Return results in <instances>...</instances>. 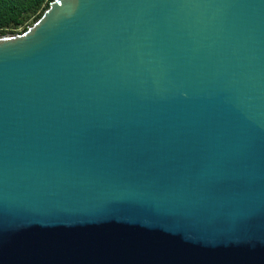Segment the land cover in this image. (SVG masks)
<instances>
[{
    "label": "water",
    "instance_id": "1",
    "mask_svg": "<svg viewBox=\"0 0 264 264\" xmlns=\"http://www.w3.org/2000/svg\"><path fill=\"white\" fill-rule=\"evenodd\" d=\"M0 35V264H264V0H50Z\"/></svg>",
    "mask_w": 264,
    "mask_h": 264
},
{
    "label": "trees",
    "instance_id": "2",
    "mask_svg": "<svg viewBox=\"0 0 264 264\" xmlns=\"http://www.w3.org/2000/svg\"><path fill=\"white\" fill-rule=\"evenodd\" d=\"M50 0H0V35L19 33L43 12Z\"/></svg>",
    "mask_w": 264,
    "mask_h": 264
},
{
    "label": "rangeland",
    "instance_id": "3",
    "mask_svg": "<svg viewBox=\"0 0 264 264\" xmlns=\"http://www.w3.org/2000/svg\"><path fill=\"white\" fill-rule=\"evenodd\" d=\"M33 22H34V21H33ZM33 22H32V23H33ZM32 23H31V24H32ZM31 24H30V25H31ZM17 31L22 32V29H21V28H17Z\"/></svg>",
    "mask_w": 264,
    "mask_h": 264
}]
</instances>
